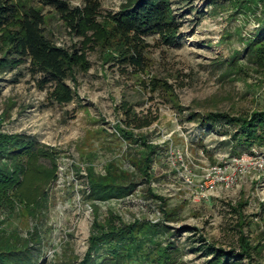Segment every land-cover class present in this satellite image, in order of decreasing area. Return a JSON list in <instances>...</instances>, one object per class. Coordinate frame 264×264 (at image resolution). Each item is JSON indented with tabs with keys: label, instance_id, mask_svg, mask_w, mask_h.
<instances>
[{
	"label": "rangeland",
	"instance_id": "374dc122",
	"mask_svg": "<svg viewBox=\"0 0 264 264\" xmlns=\"http://www.w3.org/2000/svg\"><path fill=\"white\" fill-rule=\"evenodd\" d=\"M8 1L22 13L40 12L45 36L76 51L88 70H77L66 82L74 93L68 104L50 96V85L40 89L42 76L31 71L29 62L1 74L0 134L21 135L36 143V151L24 158L20 202L10 211L0 209V230L31 238L32 252L48 264H80L96 218L105 226L112 218L117 226L141 233L148 225L167 228L156 236L163 247L170 246L172 257L164 264H205L204 247L241 252L243 240L259 249L242 264H264V164L259 157L264 147L244 146L234 130L221 125L202 128L189 120L192 113L264 111V67L250 63L245 52L246 40L259 28L260 11L244 17L229 0H172L180 36L173 46L157 35L146 37L150 47L141 70L104 57L113 41L112 16L130 0H63L71 9L99 6L81 36L46 0ZM234 52L241 53L240 60L229 67ZM164 83L170 87H158ZM123 102L139 117L154 120L134 132L155 147L149 178L138 169L146 147L118 136ZM110 165L135 184L133 192L106 203L90 201L88 167L104 175ZM202 186L214 189L202 192ZM103 248L98 263L109 257V247ZM146 250L154 261L137 256L129 264H156L155 250Z\"/></svg>",
	"mask_w": 264,
	"mask_h": 264
},
{
	"label": "trees",
	"instance_id": "16d2710c",
	"mask_svg": "<svg viewBox=\"0 0 264 264\" xmlns=\"http://www.w3.org/2000/svg\"><path fill=\"white\" fill-rule=\"evenodd\" d=\"M44 3L53 5L78 36L84 34L85 25L94 23L99 9L97 4L84 9H71L63 0H46ZM172 3V0H130L127 6L112 16L113 41L104 57L121 65L120 67L130 65L142 70L146 65L145 55L150 47L146 37L157 35L162 44L173 46L180 36L181 22ZM229 3L235 13L244 17L260 11V18L255 17L259 28L255 35L246 40L245 52L250 63L264 67V33L260 34L264 29V0H229ZM218 5L217 8L227 10L224 4ZM43 25L44 18L37 10L29 9L22 13L8 0H0V76L6 70H13L29 62L31 71L42 76L39 80L40 89L50 85L53 89L50 96L60 104H68L74 100V93L66 82L74 79L77 70H88V64L82 61L76 51L70 52L47 38ZM4 32L8 35L6 38L3 37ZM240 56V52H234L227 66L235 65ZM158 87L170 86L164 83ZM119 109L124 115V128H117L118 136L127 143H140L138 146L148 148H144V152L140 154V164L143 167L138 169L149 178L147 169L154 161L155 147H148L147 138L136 137L134 132L150 127L154 120L139 117L126 102ZM189 120L202 128L221 125L234 130L244 146L257 149L264 147V111H254L244 116L192 113L189 114ZM35 145L36 143L21 135L8 137L0 134V209L10 211L20 202L18 187L24 172V158L36 151ZM86 178L88 199L95 203L124 199L130 196L135 187L113 165L109 166L104 175L96 174L94 168L89 166ZM38 206L39 203L32 209ZM115 221L111 218L105 226L95 219L89 238V249L80 264H129L137 256L154 261L146 247L155 250L154 254L158 256L156 264H164L171 259L170 246L163 247L156 240V236L166 234L167 228L148 225L141 233L132 226L119 227ZM29 241L31 238L22 240L16 232L9 233L2 228L0 264H48L47 260L40 259L32 252ZM242 242L244 246L241 252L227 251L215 246L204 247V254L209 257L205 264H242L243 259L252 261V253L259 247L251 246L249 241ZM105 246L109 247V257L98 263L97 259Z\"/></svg>",
	"mask_w": 264,
	"mask_h": 264
},
{
	"label": "built area",
	"instance_id": "2783aa9c",
	"mask_svg": "<svg viewBox=\"0 0 264 264\" xmlns=\"http://www.w3.org/2000/svg\"><path fill=\"white\" fill-rule=\"evenodd\" d=\"M259 157H260L261 160H262L261 163L264 164V155H263V157H262V156H259ZM215 167H216V166H215ZM209 189H210V190H213L214 187H213V186H210V187L207 186L206 188H205L204 186L201 187V191H202V192H204V191H205V192H208Z\"/></svg>",
	"mask_w": 264,
	"mask_h": 264
}]
</instances>
